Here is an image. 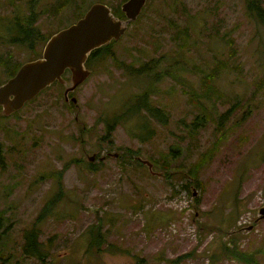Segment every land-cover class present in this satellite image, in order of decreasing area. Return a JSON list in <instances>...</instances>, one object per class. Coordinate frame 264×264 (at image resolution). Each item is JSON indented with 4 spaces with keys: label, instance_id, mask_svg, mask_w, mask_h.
I'll return each mask as SVG.
<instances>
[{
    "label": "rangeland",
    "instance_id": "1",
    "mask_svg": "<svg viewBox=\"0 0 264 264\" xmlns=\"http://www.w3.org/2000/svg\"><path fill=\"white\" fill-rule=\"evenodd\" d=\"M95 1L116 8L123 0H76L58 11L57 0H0V59L16 66L39 56L47 37ZM169 20L189 25L188 44L175 45ZM26 21L43 37L32 29L36 38L12 43ZM112 44L89 63L90 76L72 93L76 104L64 102L63 87L54 84L16 116L0 118V208L12 220L8 248L55 195L50 216L39 221L41 240L50 242L47 264H137L140 258L166 264L185 254L179 264H264V26L246 17L244 0H148ZM161 54L168 56L150 99L164 108L167 124L151 120L155 134L142 143L141 121L131 117L103 139L101 118L121 110L147 82L120 62L130 71ZM217 60L226 66L206 82ZM204 89L212 95L206 105L214 107L213 117L236 100L249 108L239 107L222 123L226 130L209 120L188 134V123L200 117L193 91ZM125 148L156 164L149 169L120 157ZM227 246L249 258L224 254ZM20 258L21 264H41Z\"/></svg>",
    "mask_w": 264,
    "mask_h": 264
},
{
    "label": "trees",
    "instance_id": "2",
    "mask_svg": "<svg viewBox=\"0 0 264 264\" xmlns=\"http://www.w3.org/2000/svg\"><path fill=\"white\" fill-rule=\"evenodd\" d=\"M75 1L76 0H57V4L54 6L55 11L61 10L64 7H68L72 3H74ZM123 1H125V0H123ZM95 2H101V1H95ZM147 2H148V0L146 1V3ZM92 3H94V2H92ZM103 3H106V2H103ZM110 7H111L114 15H116L117 17H120V18H125L124 14L122 13V11L120 9V5H119V7H116V8H114L113 6H110ZM83 13H81V11H80L79 14L77 15V18L81 17L83 15ZM141 13H142V11H141ZM244 13L248 19L253 20L255 23H258V24L264 26V0H244ZM138 17H137V19H138ZM135 21H132L129 24V26ZM169 24L176 28L174 31H172V37H173V41L175 42V45L178 47H183L186 44H188L189 39L191 37V28L189 27V25H187V24L184 26L176 25L175 21H172V20H169ZM32 29H34L37 33V27L32 25V22L26 21L24 24L20 23L18 25V28H17L16 37L14 39L12 37L11 42L21 44V43H27L29 40L36 38V35L32 31ZM37 35L39 37H43V35L41 33H37ZM49 37H47V39ZM115 41L116 40H112L110 43L105 44V45L93 50L90 53V55L88 56V59L86 61V67L89 66L88 69L90 71L93 70V68L92 67L90 68L89 63H91L96 57L100 56L101 54L109 53L111 51V46L113 45L112 43H114ZM28 48L32 49V44H29ZM40 54H39V56H40ZM39 56H37V57H39ZM167 56H168L167 54H161L158 57V59H152V60L150 59L148 61L145 60L144 62H141L136 67H134V65H132V70H130V71L127 70V65L120 62L121 68L124 71H127L128 74H131V75L137 76V77L143 76V78L146 77L145 79L147 80V82L144 85L145 87L140 92L133 93L131 98L127 102L122 104L121 110L112 114V116H109V118H101V121L104 123L105 129H106V133L102 137L103 139H105L106 137L109 136L111 131L114 129L115 124L120 123V121H122V123H123V120H129L131 117H136L135 119H138L141 121V131L138 134V136H139L140 142H142V143L149 141L152 138V136L155 134V131L150 126L151 120L154 122L160 123L162 125L167 124V114L164 113V108L155 105L152 102V100L150 99V93H153L152 84H153V82H157L158 78L160 77V75L162 73L161 68H160V66H161L160 61ZM37 57H34L32 59H35ZM110 57H111L112 61L118 60L116 55L113 52L110 53ZM32 59H29V60H32ZM29 60H27V61H29ZM24 62H22V63H24ZM22 63H19L16 66H13L11 64L9 65L8 60L0 59V65L5 66V68H6V76L0 77V83L4 82L7 78L11 77L16 72V70L19 68V66ZM221 66L225 67L226 62L224 60H217L216 68L210 69V71L206 74V76H205L206 82H209L216 75V72H219V68ZM165 69L167 70V72H169L167 68H165ZM133 71L135 74H132ZM67 73H68V71H67ZM164 73H166V71H164ZM175 75H180V73L176 72ZM65 79L69 80V77H67ZM262 80H264V76H263ZM54 84H59L63 87V85L61 83H59L58 81H55L51 85H54ZM49 87H47V88H49ZM47 88H45V89H47ZM63 90H64V87H63ZM42 92H43V90L41 91V93ZM72 93H69V96H73ZM193 94L196 97V98H193V101L198 106V109L200 111V117L196 116L190 123H188V125H187L188 134L194 133L197 128L204 127L206 124V121H209V120H216L218 122L219 128L226 130L227 129L226 125H223L222 123L227 122L230 119L231 115L239 107L249 108L246 104H242L240 100H236L233 103V105L230 108H228L225 112L219 114L218 117H213L214 111H215V110H213L214 107H212V109H210V107H208L206 105V101L211 99V96H212L211 92H209L207 89H204L203 91H193ZM36 97H34L32 100H34ZM32 100L28 101L26 104H28ZM64 102H66V101L64 100ZM69 102L73 103L72 101H69ZM211 106H215L214 102H212ZM20 110L15 111L14 113H12L9 116H5L0 111V118L4 119V118H8L10 116H16ZM142 112H145V114H143ZM110 144H111V142H110ZM177 148H180V147H177ZM208 150H211V149H208ZM3 153H4L3 144L0 142V167L3 164ZM138 154H139L138 151H135V150H132L129 148H125V149H123L122 155L120 157H123V158L130 157L131 159L134 158V160L137 163H142V161L139 160ZM100 160L101 159H99V161ZM150 162L152 164H156V162H152V161H150ZM86 165L89 167V169H92V170L95 169V166L92 165V163H90V162H87ZM167 167L171 168V161H166L165 169ZM163 175L166 177V173L164 171H163ZM58 184H60L59 188L63 189V185L61 184L60 181L58 182ZM56 200H59V197H56L54 195L46 201L45 205H43L41 210L39 211V216L33 221V223L31 221V223L28 226L24 227L21 230L20 241L17 242L15 247H13L12 249L8 248V246H7L9 239H10V236H11L12 220H11V217L9 215H6V210L0 208V264H21V261H20L21 258L20 257L35 259L38 262H40L41 264H47V258L50 256V242L48 241V239L41 240V238H40L41 229L39 227V221L40 220L43 221L44 218L50 216V214H51L50 211L56 205V204H54V202ZM97 240L100 243L103 242L105 240L104 235L99 234ZM92 245H93V242L90 240L89 246L91 247ZM87 248H88V250H90L94 253H97L95 250H92L89 247H87ZM223 253L224 254L229 253L231 256L235 257L236 260H238V259L239 260L240 259L246 260L249 258L245 252H240L239 250H236L234 252L231 250V248L229 246H227L225 248V250L223 248ZM189 256H190L189 254H185V255L179 256L175 259H167L165 261H166V264H179L180 261H182L183 259H186ZM137 264H146V261H145V259L140 258L137 260Z\"/></svg>",
    "mask_w": 264,
    "mask_h": 264
},
{
    "label": "water",
    "instance_id": "3",
    "mask_svg": "<svg viewBox=\"0 0 264 264\" xmlns=\"http://www.w3.org/2000/svg\"><path fill=\"white\" fill-rule=\"evenodd\" d=\"M146 1H123L120 9L125 18L114 15L106 3L94 2L75 22L52 33L39 57L25 61L11 77L0 83L1 113L9 116L20 110L55 81L64 87V100L76 103V97L69 96V93L90 76L91 71L86 67L90 53L112 40L120 39L129 24L140 15ZM66 71L69 80L64 78ZM94 157L91 155L89 158ZM139 160L149 169L152 166L149 160ZM259 218H264V207L259 210Z\"/></svg>",
    "mask_w": 264,
    "mask_h": 264
},
{
    "label": "flooded vegetation",
    "instance_id": "4",
    "mask_svg": "<svg viewBox=\"0 0 264 264\" xmlns=\"http://www.w3.org/2000/svg\"><path fill=\"white\" fill-rule=\"evenodd\" d=\"M88 68V67H87ZM66 73H67V71H66ZM65 73V74H66ZM64 74V75H65ZM67 103H69V102H67ZM74 104H76V103H74ZM104 156V158L106 157V156H109V153H107L106 155H103ZM102 157V156H101ZM101 157H99V159H101ZM95 159V157L93 158V159H90L89 157H88V160H94ZM101 160H103V159H101Z\"/></svg>",
    "mask_w": 264,
    "mask_h": 264
}]
</instances>
